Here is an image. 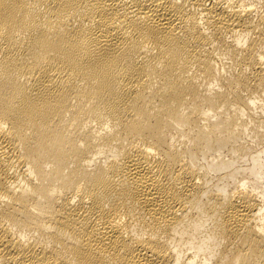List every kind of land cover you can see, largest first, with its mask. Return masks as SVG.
Listing matches in <instances>:
<instances>
[{
	"label": "bare ground",
	"instance_id": "bare-ground-1",
	"mask_svg": "<svg viewBox=\"0 0 264 264\" xmlns=\"http://www.w3.org/2000/svg\"><path fill=\"white\" fill-rule=\"evenodd\" d=\"M250 2L0 0V264H264Z\"/></svg>",
	"mask_w": 264,
	"mask_h": 264
},
{
	"label": "rangeland",
	"instance_id": "rangeland-1",
	"mask_svg": "<svg viewBox=\"0 0 264 264\" xmlns=\"http://www.w3.org/2000/svg\"><path fill=\"white\" fill-rule=\"evenodd\" d=\"M242 1V0H241ZM245 3H247V2H250V3H252V1H253V3H252V8L255 6V12L253 13L254 14V16H256V17H254V19H256V18H258V15H259V17H260V15H261V17L263 16L264 17V0H243ZM257 10V11H256ZM260 100H262L261 102H260V104H262L263 106V108H264V94L259 98ZM250 116H251V118H252V121H251V123H249L248 124V128H250V130H252V129H255V125L257 124V122H259V121H261L262 122V124L264 125V109H263V111H260L259 109H257V110H254V111H252L251 112V114H250ZM249 139V138H248ZM247 139V140H248ZM240 142H243V141H240ZM249 143V142H248ZM244 145H246V144H244ZM250 145H252L253 147H254V144H250ZM249 145V146H250ZM222 153H223V155H224V159H227L228 158V154H230V151L229 150H223L222 151ZM231 156H234L235 158H236V160H238V162L235 164L236 166H242L243 165V168L245 167V165H247V162L245 161V159H246V157L244 158V159H241L240 160V155H238V153H235V154H231ZM205 160H200L199 161V163H203ZM207 161H211V156H209V157H207ZM245 164V165H244ZM210 177H212V174H210ZM214 181V178L213 179H211V181L209 182V184L211 183V182H213Z\"/></svg>",
	"mask_w": 264,
	"mask_h": 264
}]
</instances>
